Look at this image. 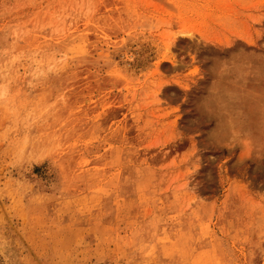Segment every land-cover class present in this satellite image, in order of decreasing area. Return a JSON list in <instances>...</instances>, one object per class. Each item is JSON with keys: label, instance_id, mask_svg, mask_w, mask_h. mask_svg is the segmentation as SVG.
I'll use <instances>...</instances> for the list:
<instances>
[{"label": "rangeland", "instance_id": "obj_1", "mask_svg": "<svg viewBox=\"0 0 264 264\" xmlns=\"http://www.w3.org/2000/svg\"><path fill=\"white\" fill-rule=\"evenodd\" d=\"M0 264H264V0H0Z\"/></svg>", "mask_w": 264, "mask_h": 264}]
</instances>
